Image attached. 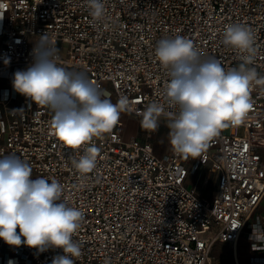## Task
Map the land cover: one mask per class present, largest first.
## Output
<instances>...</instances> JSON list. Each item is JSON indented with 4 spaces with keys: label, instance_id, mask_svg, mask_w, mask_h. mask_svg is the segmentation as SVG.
Wrapping results in <instances>:
<instances>
[{
    "label": "built area",
    "instance_id": "1",
    "mask_svg": "<svg viewBox=\"0 0 264 264\" xmlns=\"http://www.w3.org/2000/svg\"><path fill=\"white\" fill-rule=\"evenodd\" d=\"M103 3L106 15L94 21L86 0H0V157L14 154L30 164L32 178L57 180L62 199L84 212L73 237L82 252L75 264H208L217 244L238 247L243 235L249 264H264V237L252 239L253 226L264 229V217L255 215L264 201V144L257 140L264 131V83L253 84L244 123L223 129L194 160L173 149L158 154L148 140L125 139L117 124L79 149L68 148L54 134L51 109L12 87L14 72L32 63L34 42L46 32L59 49V66L86 73L113 103L127 96L130 113L141 116L155 101L171 119L178 109L164 97L169 77L155 58L157 42L179 34L194 42L202 59L237 68L245 54L222 41L226 25L242 22L254 34L255 60L248 66L264 77V0ZM93 145L97 168L82 177L72 159ZM212 175L217 189L211 196L190 187L194 177ZM0 243L11 247L0 264H51L63 254ZM234 262L241 264L235 249Z\"/></svg>",
    "mask_w": 264,
    "mask_h": 264
},
{
    "label": "clouds",
    "instance_id": "2",
    "mask_svg": "<svg viewBox=\"0 0 264 264\" xmlns=\"http://www.w3.org/2000/svg\"><path fill=\"white\" fill-rule=\"evenodd\" d=\"M86 2L92 19L101 21L106 15L103 0ZM39 37L32 49V63L14 72L13 89L32 103L51 109L54 134L68 148L79 149L94 137L110 133L121 113L130 110V99L121 95L113 103L110 94L86 73L58 65L59 49L46 32ZM222 43L245 54L237 68L226 70L215 58L202 59L194 42L179 34L160 39L154 50L169 77L166 103L178 109L170 114L167 124L169 143L185 159H197L223 129L243 124L253 107V84L264 83L256 68L248 66L255 60L254 34L249 26L242 22L226 25ZM140 115L142 127L155 131L159 118L165 115L164 105L154 101ZM98 154L93 145L72 159L82 177L97 168ZM62 194L63 186L57 180L32 178V167L20 157H0V239L9 246L23 244L41 253L62 249L63 254L54 256L51 264H75L73 258L82 252L73 237L82 226L84 212L69 206ZM261 237L264 229L253 226L252 239Z\"/></svg>",
    "mask_w": 264,
    "mask_h": 264
},
{
    "label": "rangeland",
    "instance_id": "3",
    "mask_svg": "<svg viewBox=\"0 0 264 264\" xmlns=\"http://www.w3.org/2000/svg\"><path fill=\"white\" fill-rule=\"evenodd\" d=\"M10 85V83L8 84ZM142 116L135 115L130 112H123L120 115V119L117 123V127L120 132L123 134L125 139H129L131 137H136L140 141L148 140L154 146V150L158 154H166L170 153L172 147L169 143V128L167 126L170 118L166 116H162L159 118V127L157 130H146L141 125ZM242 129L240 133H242ZM264 156V151L260 150ZM191 159V158H189ZM191 182L190 187L197 186L198 187V179L194 177ZM213 190V189H212ZM261 214L264 216V201L261 203L259 208L257 209L255 215ZM250 229V226H247V230ZM243 246V245H242ZM249 256L250 251L249 248L242 247L241 248V264H249ZM208 264H234L233 259V249L232 244L230 243H219L215 246L213 250V254L211 260Z\"/></svg>",
    "mask_w": 264,
    "mask_h": 264
},
{
    "label": "crops",
    "instance_id": "4",
    "mask_svg": "<svg viewBox=\"0 0 264 264\" xmlns=\"http://www.w3.org/2000/svg\"><path fill=\"white\" fill-rule=\"evenodd\" d=\"M264 132V131H263ZM261 143L264 144V140L261 141ZM202 179V180H201ZM208 179V178H206ZM200 183H198V189L203 193L205 194L206 196H211V194H213V192H215V190L217 189V176L216 175H212L208 181L205 180V178L203 179L201 176L199 178V181ZM213 189V190H212ZM259 208V207H258ZM257 208V209H258ZM257 211V210H256ZM261 216V214H258ZM264 217V216H263ZM248 236L247 235H243L242 238L240 239V242H239V246H234V244H232V249H233V259H234V249L236 250V253L238 255V252H239V259L241 260V248L242 247H247L249 248V244H248ZM231 244V243H230ZM243 245V246H242ZM239 249V250H237ZM8 250L11 251V247L10 248H7L6 245H1L0 243V255H4L5 252H7ZM235 264V262H234Z\"/></svg>",
    "mask_w": 264,
    "mask_h": 264
},
{
    "label": "bare ground",
    "instance_id": "5",
    "mask_svg": "<svg viewBox=\"0 0 264 264\" xmlns=\"http://www.w3.org/2000/svg\"><path fill=\"white\" fill-rule=\"evenodd\" d=\"M259 138L257 139L259 142H261L262 140H264V132L262 131L260 134H259ZM236 245V244H235ZM237 247V246H236Z\"/></svg>",
    "mask_w": 264,
    "mask_h": 264
}]
</instances>
